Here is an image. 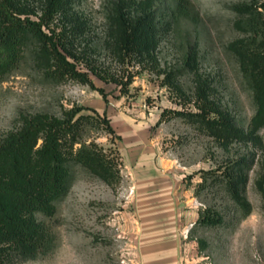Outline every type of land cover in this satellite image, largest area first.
<instances>
[{"label": "rangeland", "instance_id": "1", "mask_svg": "<svg viewBox=\"0 0 264 264\" xmlns=\"http://www.w3.org/2000/svg\"><path fill=\"white\" fill-rule=\"evenodd\" d=\"M8 1L22 17L41 22L63 52L74 54L68 59L90 82L60 76L55 67L47 71L29 44L20 65L0 78V141L35 114L63 116L83 106L80 114L91 117L83 120L80 137L102 150L117 171L110 184L72 162L69 189L56 203L55 216L45 218L58 234L56 247L20 264H142L141 215L149 195L166 188L174 193L180 264H264V205L256 183L264 173V125L256 131L261 144L226 143L186 115L203 104L201 79L208 86L206 99L250 129L257 106L229 48L244 35L236 26V6L250 0H191L194 19L179 11L177 0ZM123 1L133 17L144 8L156 11L151 58L115 53L111 14ZM250 152L256 163L246 196L253 210L241 218L225 185L213 179ZM205 176L209 184L201 186ZM207 207L220 211L225 223L200 224Z\"/></svg>", "mask_w": 264, "mask_h": 264}, {"label": "trees", "instance_id": "2", "mask_svg": "<svg viewBox=\"0 0 264 264\" xmlns=\"http://www.w3.org/2000/svg\"><path fill=\"white\" fill-rule=\"evenodd\" d=\"M121 3L124 5V1L120 6L115 4L111 14L115 53L122 57L133 54L140 59L151 58L156 47V11L144 8L141 15L133 17L124 12ZM177 3L180 12L194 19L191 0H177ZM236 9L239 12L236 26L244 35L231 42L229 48L252 90L257 106L255 119L249 130L239 127L233 116L216 102L206 99L208 86L201 79L199 90L203 104L199 105V111L186 115L226 143L239 141L257 145L262 143L257 127L264 125V0H250ZM29 44H35L37 63L47 71L55 67L54 72L60 76L80 77L90 82L88 75L79 72L77 64L68 59V55H75L68 50L63 52L55 36L49 34L41 22L22 17L8 0H0V78L20 65ZM85 108L72 107L63 116L35 114L25 119L20 130L0 141V264L34 260L56 247L58 234L45 218L55 216L56 203L69 189L72 162L80 163L107 183L112 184L117 178L113 161L94 143H86L80 137L83 120L91 117L80 114ZM212 112L215 116H211ZM103 122L115 133L105 115ZM39 138L43 139L42 145L35 149ZM255 163L256 154L250 152L231 160L226 170L213 179H220L225 185L241 210V218H246L253 210L246 187ZM256 183L264 205V173ZM207 184L209 179L205 176L201 186ZM198 222L218 226L225 223V217L220 211L207 207L200 213ZM200 242L203 247L207 245L205 240Z\"/></svg>", "mask_w": 264, "mask_h": 264}, {"label": "crops", "instance_id": "3", "mask_svg": "<svg viewBox=\"0 0 264 264\" xmlns=\"http://www.w3.org/2000/svg\"><path fill=\"white\" fill-rule=\"evenodd\" d=\"M143 212L144 234L138 238L142 264H180L178 225L173 190L150 194Z\"/></svg>", "mask_w": 264, "mask_h": 264}]
</instances>
